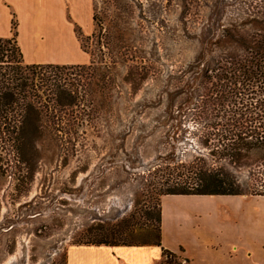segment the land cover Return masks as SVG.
Returning a JSON list of instances; mask_svg holds the SVG:
<instances>
[{
    "label": "rangeland",
    "instance_id": "374dc122",
    "mask_svg": "<svg viewBox=\"0 0 264 264\" xmlns=\"http://www.w3.org/2000/svg\"><path fill=\"white\" fill-rule=\"evenodd\" d=\"M217 2L226 23L264 12V0H94L103 33L104 16L119 14L112 30L131 45L127 61H118L103 81L107 71L99 65L113 66L112 52L100 46V34L76 29L88 50L83 48L86 66L92 64L63 73L78 105L55 114L64 128L41 139L33 163L13 160L0 175V264H67L69 246L103 233L114 234L120 244L159 240L161 199L170 176L164 155L174 150L189 161L209 151L197 118L186 119L179 140L169 136V91L184 83L182 71L200 52ZM16 28L15 21L14 33ZM111 43L116 52L118 40ZM213 49L218 55L221 48ZM105 82H111L110 90ZM225 166L241 191L264 193V147ZM158 264L191 263L166 251Z\"/></svg>",
    "mask_w": 264,
    "mask_h": 264
},
{
    "label": "trees",
    "instance_id": "16d2710c",
    "mask_svg": "<svg viewBox=\"0 0 264 264\" xmlns=\"http://www.w3.org/2000/svg\"><path fill=\"white\" fill-rule=\"evenodd\" d=\"M218 3L211 10L200 52L182 71L184 83L169 91V122H173L169 136L173 134L174 141L179 140L186 119L197 118L200 124L196 129L209 151L189 161L177 158L174 150L164 155L170 169L164 195L243 194L225 162L238 163L254 149L264 147V12L251 11L226 23ZM97 12L94 4L92 35L100 34V46L113 54V66L106 61L99 65L107 71L103 74L105 81L118 61H127L131 45L120 30L117 35L112 30L119 14L111 19L104 16L107 31L103 33L105 24ZM15 38L16 31L12 38L0 37V175L6 174L13 160L33 163L41 139L64 128L55 114L78 105V98L63 73L87 65L27 63ZM113 39L118 40L116 52ZM82 46L87 49L84 41ZM214 47L221 48L218 55H214ZM104 88L110 90L111 82H105ZM254 92H258L255 97ZM137 105L135 102L133 107ZM158 220L160 223L161 209ZM114 236L103 233L90 237L87 244H120ZM155 244H161L160 225Z\"/></svg>",
    "mask_w": 264,
    "mask_h": 264
},
{
    "label": "crops",
    "instance_id": "0c3cea01",
    "mask_svg": "<svg viewBox=\"0 0 264 264\" xmlns=\"http://www.w3.org/2000/svg\"><path fill=\"white\" fill-rule=\"evenodd\" d=\"M94 4L0 0V37L16 21L25 62L87 64L76 29L94 32ZM160 206V245L72 244L67 264H158L164 250L191 264H264V193L166 194Z\"/></svg>",
    "mask_w": 264,
    "mask_h": 264
}]
</instances>
